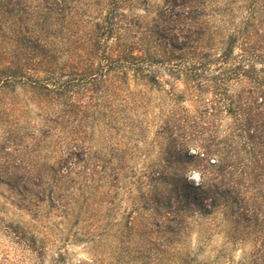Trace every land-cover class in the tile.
Wrapping results in <instances>:
<instances>
[{
  "label": "trees",
  "instance_id": "16d2710c",
  "mask_svg": "<svg viewBox=\"0 0 264 264\" xmlns=\"http://www.w3.org/2000/svg\"><path fill=\"white\" fill-rule=\"evenodd\" d=\"M30 1L0 0V184L60 207L72 175H106L91 162L97 115L130 105L131 83H170L161 156L139 180L146 214L127 227L134 264H175L185 218L218 208L253 241L247 264H264V0ZM176 80L204 91L200 111L181 104ZM45 256L44 238L0 216V264Z\"/></svg>",
  "mask_w": 264,
  "mask_h": 264
},
{
  "label": "rangeland",
  "instance_id": "374dc122",
  "mask_svg": "<svg viewBox=\"0 0 264 264\" xmlns=\"http://www.w3.org/2000/svg\"><path fill=\"white\" fill-rule=\"evenodd\" d=\"M24 1L26 10H31V1ZM175 86L176 92L183 90L181 104L189 112L200 111L204 91L187 89L181 80H176ZM130 89L124 93L130 105L121 108L117 106L121 101L113 103V110H121L98 114L89 135L91 162L95 156L101 158L105 176L95 175L79 183L80 176L72 175L76 181L65 183L58 208L47 202L40 207L26 204L0 184V216L45 239L43 264H50L59 251L65 252L62 264H78V260H87L86 264H134L140 259L137 241L128 239L127 227L131 216L135 220L146 214L139 180L161 156L156 129L170 104V83L160 88L131 83ZM17 93L15 98H20L22 92ZM82 167L77 168L79 173H84ZM87 167L91 168L86 165L84 169ZM172 238L175 264H247L254 246L250 238L239 239L230 217L220 208L186 217L180 234Z\"/></svg>",
  "mask_w": 264,
  "mask_h": 264
}]
</instances>
